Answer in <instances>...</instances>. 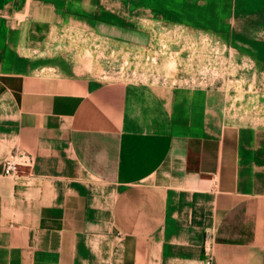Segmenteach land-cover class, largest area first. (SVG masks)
Segmentation results:
<instances>
[{"label":"crops","instance_id":"obj_1","mask_svg":"<svg viewBox=\"0 0 264 264\" xmlns=\"http://www.w3.org/2000/svg\"><path fill=\"white\" fill-rule=\"evenodd\" d=\"M208 108L151 84L0 75V264H198L163 243L194 240L167 229L171 192L182 225L213 227L212 264H264V135L211 128ZM14 151L34 167L6 176Z\"/></svg>","mask_w":264,"mask_h":264},{"label":"rangeland","instance_id":"obj_2","mask_svg":"<svg viewBox=\"0 0 264 264\" xmlns=\"http://www.w3.org/2000/svg\"><path fill=\"white\" fill-rule=\"evenodd\" d=\"M8 74L187 91L208 105L211 128L263 136L264 0H0V75ZM183 198L168 194L167 229L185 227L194 240L163 243L206 264L213 227L182 225Z\"/></svg>","mask_w":264,"mask_h":264},{"label":"built area","instance_id":"obj_3","mask_svg":"<svg viewBox=\"0 0 264 264\" xmlns=\"http://www.w3.org/2000/svg\"><path fill=\"white\" fill-rule=\"evenodd\" d=\"M34 157L31 154L14 151L3 162V171L6 176H18L23 169L32 170ZM206 264H212V256L207 255Z\"/></svg>","mask_w":264,"mask_h":264},{"label":"bare ground","instance_id":"obj_4","mask_svg":"<svg viewBox=\"0 0 264 264\" xmlns=\"http://www.w3.org/2000/svg\"><path fill=\"white\" fill-rule=\"evenodd\" d=\"M89 68V65H79L76 67V72L78 75L84 74L86 70Z\"/></svg>","mask_w":264,"mask_h":264}]
</instances>
